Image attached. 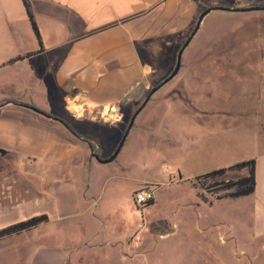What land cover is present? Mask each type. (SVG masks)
<instances>
[{"label": "crops", "instance_id": "crops-1", "mask_svg": "<svg viewBox=\"0 0 264 264\" xmlns=\"http://www.w3.org/2000/svg\"><path fill=\"white\" fill-rule=\"evenodd\" d=\"M27 1L40 38L32 26L25 0H0V229L40 215H47L48 220L0 238V264H68L72 254L68 249L75 253L84 242L88 243L87 237L79 244L69 245L72 248L61 247L56 226L90 211L95 184L91 174L102 168L95 162H102L91 155L89 144L63 122L15 102L34 105L82 134L92 133L94 142H102L101 157H109V151L121 138L125 103L133 102L136 94L151 86L149 77L154 68L143 56L142 48L150 47L154 39L186 31L199 5L196 0ZM261 59L257 65L244 64L259 73L253 81L251 74H247L248 79L243 82H261V89L257 94H240V108L234 105L227 109L230 111H218L217 106L213 107V99L218 98L212 89L204 92V106L193 98L191 89L201 78L206 79L210 88L218 87L214 79L204 76L219 68L201 61L187 67L182 64L172 79L179 76L177 83L153 95L144 108L149 109L142 121V129L151 131L157 122L161 123L173 141L175 135L182 136L186 130L184 142L193 149L194 163L205 167L194 177L256 159L255 191L220 199L248 198L251 212L242 222L250 225L242 226L241 232L235 223L223 217L207 223L208 227L228 224L229 231L245 245L250 244L247 240L264 245ZM171 108L177 111L166 121L164 111L166 115ZM218 113H226L231 120L218 125L214 119ZM235 142L246 143L250 147L248 154L241 160L211 167L212 161H217V153L226 152ZM241 170L244 173L240 177L248 174V169ZM205 212H199L200 220L209 215ZM124 257L138 256L129 253Z\"/></svg>", "mask_w": 264, "mask_h": 264}, {"label": "rangeland", "instance_id": "rangeland-1", "mask_svg": "<svg viewBox=\"0 0 264 264\" xmlns=\"http://www.w3.org/2000/svg\"><path fill=\"white\" fill-rule=\"evenodd\" d=\"M196 1L198 11L186 31L154 39L150 47L142 48L143 56L152 62L154 68L149 77L150 88L173 70L180 47L204 9L215 4L246 6L239 0ZM257 3L264 5V0ZM263 56L264 10L212 11L204 18L185 49L183 65L187 67L201 61L216 64L219 69L204 77L214 79L218 87L210 88L206 79L201 78L191 89L193 98L204 106L207 103L204 92L212 89L213 95L218 98L213 99V107L217 106L218 111H230L227 109L234 105L240 108L243 100L240 94H257L261 89V82H243L248 79L245 77L247 74H251L250 81H253L259 73L256 68L247 69L244 64L257 65L261 57L264 61ZM205 72L209 74V71ZM178 78L159 91L177 83ZM189 79L192 85L194 82L191 77ZM149 89L136 94L133 102L125 103L121 138L133 112L145 99ZM148 109H144L138 117L118 157L105 164L95 162L102 168L95 169L91 174L95 184L92 186L93 197L90 196L93 201L90 211L85 216L58 222L57 242L61 247L69 248L74 242L79 244L85 237L88 241L75 253L68 249L72 253L68 264H264L262 243L247 240L250 244L245 245L229 231L228 224L212 227L207 224L223 217L227 222L235 223L242 232V226L250 225L242 222L251 212L248 198L220 200L211 193L212 188L207 190L202 187L194 175L205 167L194 163L193 149L184 142L188 134L186 130L182 131V136L180 133L175 135L176 142L168 136L161 123L157 122L153 131L142 129ZM176 111L171 108L166 115L164 111L163 119L167 121ZM214 119L218 125H225L231 120L226 113H218ZM178 136L182 137L180 141ZM121 138L109 151V156ZM95 143L98 151L102 152V142L98 140ZM107 145H110L109 142ZM249 151L246 143L235 142L227 147L226 152H218L217 161H212L210 166L241 160ZM241 172L243 174L244 170L230 171L222 179H237ZM143 181L156 188V199L154 204L142 209L134 204L133 195L136 189L146 184ZM214 181L207 179L204 185L210 187ZM202 211L209 214L204 220L198 218ZM87 225L92 229H88ZM221 234L225 241L221 240ZM246 234L244 232L245 238ZM129 253L138 257H124Z\"/></svg>", "mask_w": 264, "mask_h": 264}, {"label": "trees", "instance_id": "trees-1", "mask_svg": "<svg viewBox=\"0 0 264 264\" xmlns=\"http://www.w3.org/2000/svg\"><path fill=\"white\" fill-rule=\"evenodd\" d=\"M25 5L29 14V17L32 22V26L34 28V31L38 38L41 37L40 35V30L37 25V22L34 17V13L30 7V4L28 3L27 0H25ZM16 60V59H15ZM14 61V59H13ZM158 82L153 83L152 86L157 85ZM150 90V89H149ZM149 92V91H148ZM136 110V109H135ZM72 125V124H71ZM73 126V125H72ZM74 128V126H73ZM76 130V128H74ZM80 135H83L87 137L88 139L92 140V143L95 147V150L97 152L98 149L96 148V143L97 141L94 142L95 137L91 134H82L78 130H76ZM243 168L248 169V174L242 177H239L237 179H222L223 176H225L228 172L233 171V170H241ZM207 179H214L215 181L212 183V185L205 186L204 181ZM197 182L204 187L207 190H210L209 188H212L211 193L216 194L217 198H225V197H237L241 195H248L251 194L252 192L255 191L256 188V159L251 158L243 161H239L233 165L227 166V167H220L213 169L209 172L200 174L196 176ZM215 191V192H214ZM220 191H223L220 193ZM218 192V193H217ZM202 195V194H201ZM205 200H208L206 197L204 198ZM154 204V201L151 203V205ZM45 220H48L47 215H40L36 216L33 218H30L25 221H21L19 223L10 225L8 227H5L3 229H0V238L10 235L13 233H19L23 230L29 229L33 226L38 225L40 222H43Z\"/></svg>", "mask_w": 264, "mask_h": 264}, {"label": "water", "instance_id": "water-1", "mask_svg": "<svg viewBox=\"0 0 264 264\" xmlns=\"http://www.w3.org/2000/svg\"><path fill=\"white\" fill-rule=\"evenodd\" d=\"M244 3H253L255 0H243ZM215 10H222V11H231V12H239V11H253V10H264V5H260V4H254V5H247V6H230V5H220V4H215V5H210L209 7H207L206 9H204L199 17L198 20L196 22V25L194 27V29L192 30V32L190 33V35L187 37V39L184 41V43L182 44V46L180 47L178 54H177V60H176V64L175 67L173 68V70L164 78L162 79V81H160L157 85H154L150 88L149 92L147 93L145 99L142 101V103L138 106V108L133 112L130 121L128 123V126L117 146V148L114 150V152L109 156V157H101V155L99 154V152H97L95 150V147L92 143V141L90 139H88L85 136H80L78 135L75 130H73L66 122H64L62 119L58 118V117H54L52 115H50L49 113L39 109L38 107L34 106V105H30L28 103H23V102H15L17 104L26 106L28 108H31L33 110H35L38 113H41L47 117H52L54 119H57L61 122H63L76 136H78L79 138L83 139L84 141H86L89 144V147L91 149V155L93 157H95L98 161L102 162V163H108V162H112L113 160H115L119 153L121 152L127 137L131 131V129L133 128L135 121L139 115V113L145 108V106L147 105V103L151 100L152 96L159 90L161 89L164 85H166L167 83H169L173 78H175V76L179 73L182 64H183V54L185 49L187 48V46L190 44V42L192 41V39L194 38V36L196 35L197 31L200 29L201 24L204 20V18L211 13L212 11Z\"/></svg>", "mask_w": 264, "mask_h": 264}, {"label": "built area", "instance_id": "built-area-1", "mask_svg": "<svg viewBox=\"0 0 264 264\" xmlns=\"http://www.w3.org/2000/svg\"><path fill=\"white\" fill-rule=\"evenodd\" d=\"M167 170H169L167 168ZM134 204L138 208H145L151 205V203L156 199V188L150 184H145L138 188L133 195ZM222 241H225L223 234L220 236Z\"/></svg>", "mask_w": 264, "mask_h": 264}, {"label": "flooded vegetation", "instance_id": "flooded-vegetation-1", "mask_svg": "<svg viewBox=\"0 0 264 264\" xmlns=\"http://www.w3.org/2000/svg\"><path fill=\"white\" fill-rule=\"evenodd\" d=\"M239 1L242 2V3H244L243 0H239ZM257 1H258V0H255L253 3H244V4H245L246 6H247V5H254V4H258Z\"/></svg>", "mask_w": 264, "mask_h": 264}]
</instances>
